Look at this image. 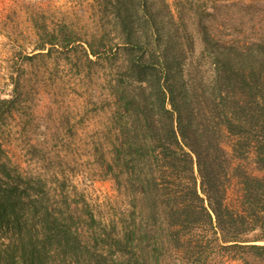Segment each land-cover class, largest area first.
<instances>
[{
	"label": "trees",
	"instance_id": "trees-1",
	"mask_svg": "<svg viewBox=\"0 0 264 264\" xmlns=\"http://www.w3.org/2000/svg\"><path fill=\"white\" fill-rule=\"evenodd\" d=\"M104 1L122 58L112 47L104 58L116 132L109 157L95 155L122 204L103 218L62 172L55 184L45 169L23 175L0 144V264H203L212 242L241 264H264V176L237 162L252 157L264 172V54L205 32L206 54L195 56L180 2L174 14L164 0ZM37 29L28 59L71 41ZM77 41L88 63L100 60L102 38ZM12 79L0 121L22 96Z\"/></svg>",
	"mask_w": 264,
	"mask_h": 264
},
{
	"label": "rangeland",
	"instance_id": "rangeland-1",
	"mask_svg": "<svg viewBox=\"0 0 264 264\" xmlns=\"http://www.w3.org/2000/svg\"><path fill=\"white\" fill-rule=\"evenodd\" d=\"M178 2L192 38L191 54H206L201 39L205 32L233 49L264 54V0H164L174 14ZM103 3L0 0V97L12 93V78L19 80L22 94L11 114L0 121V144L11 167L33 176L45 169L51 184L53 173L62 172L67 189L82 194L90 207L109 219L122 202L114 181L100 173L95 154L100 147L109 157L116 132L110 120L114 98L107 84L113 66L104 58L111 47L118 59L122 55L115 49L119 41L103 16ZM37 28L57 36L66 30L71 41L65 50L28 59L38 53L42 40L43 31ZM93 36L104 44L98 47L100 60L93 57L91 64L77 40L90 43ZM252 159L237 162L253 175L264 176ZM217 245L208 246L203 264H241Z\"/></svg>",
	"mask_w": 264,
	"mask_h": 264
}]
</instances>
